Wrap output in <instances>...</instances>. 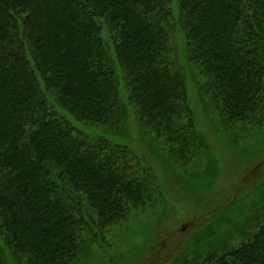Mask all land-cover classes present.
<instances>
[{
    "label": "trees",
    "instance_id": "1",
    "mask_svg": "<svg viewBox=\"0 0 264 264\" xmlns=\"http://www.w3.org/2000/svg\"><path fill=\"white\" fill-rule=\"evenodd\" d=\"M177 2V23L208 73L223 123L259 126L264 0ZM171 3L0 0V248L11 247L24 261L63 264L81 231L101 232L144 207L158 189L152 172L102 133L119 126L126 103L141 128L164 133L178 149L196 144L174 60ZM104 20L114 54L100 34ZM35 54L40 60L32 67ZM114 63L125 72L127 98ZM97 125L100 134L90 133ZM255 217L238 246L199 264H264V209ZM170 261L164 263L176 264Z\"/></svg>",
    "mask_w": 264,
    "mask_h": 264
},
{
    "label": "rangeland",
    "instance_id": "2",
    "mask_svg": "<svg viewBox=\"0 0 264 264\" xmlns=\"http://www.w3.org/2000/svg\"><path fill=\"white\" fill-rule=\"evenodd\" d=\"M170 7L175 19L174 60L184 76V110L199 138L189 149H178L179 144L166 142L164 133L141 128L138 124L144 123L126 103L119 126L102 133L135 155L152 172L158 189L123 221L101 232L81 231L77 250L63 264H165L168 259L180 264L181 255L199 264L211 254L238 246L264 209V120L259 126L254 121L242 127L223 123L218 100L211 99L208 73L189 50L186 33L177 23V0ZM108 28L104 20L100 34L106 50L114 54L115 39ZM32 60L34 67L40 57L35 54ZM113 69L127 98L125 72L117 63ZM36 79L41 81L38 74ZM98 127L90 133L100 134ZM6 246L0 248V264H36Z\"/></svg>",
    "mask_w": 264,
    "mask_h": 264
}]
</instances>
